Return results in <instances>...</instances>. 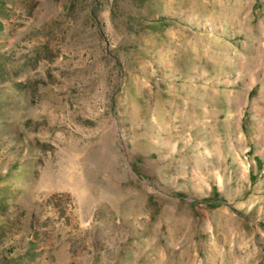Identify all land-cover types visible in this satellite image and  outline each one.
Returning <instances> with one entry per match:
<instances>
[{"label": "rangeland", "instance_id": "374dc122", "mask_svg": "<svg viewBox=\"0 0 264 264\" xmlns=\"http://www.w3.org/2000/svg\"><path fill=\"white\" fill-rule=\"evenodd\" d=\"M0 264H264V0H0Z\"/></svg>", "mask_w": 264, "mask_h": 264}]
</instances>
